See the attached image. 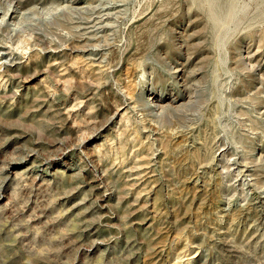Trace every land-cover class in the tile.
<instances>
[{
  "label": "rangeland",
  "instance_id": "374dc122",
  "mask_svg": "<svg viewBox=\"0 0 264 264\" xmlns=\"http://www.w3.org/2000/svg\"><path fill=\"white\" fill-rule=\"evenodd\" d=\"M13 2L36 16L0 20V264H264L241 177L264 181V0H220L219 21L207 0ZM177 58L193 102L153 118L150 88L183 89Z\"/></svg>",
  "mask_w": 264,
  "mask_h": 264
},
{
  "label": "bare ground",
  "instance_id": "6f19581e",
  "mask_svg": "<svg viewBox=\"0 0 264 264\" xmlns=\"http://www.w3.org/2000/svg\"><path fill=\"white\" fill-rule=\"evenodd\" d=\"M207 1L211 4L210 15L215 20L219 21V20H224L226 18L232 17L233 12H234V6L232 2L231 3L229 2L226 5H222L220 3V0H207ZM81 2L82 0H60V2L57 3L58 5H56L54 9L55 10L65 9L66 7H68L67 9H68V12L70 13L72 12V10L84 11L83 10L84 6L80 4ZM12 4L13 5H11V7H9L4 12L0 10V20L1 21L3 18H7L10 24H15L20 19H24V21L22 22L24 23L25 20L29 19L30 16H36L35 12L26 13L25 11H20L18 9L19 6L17 4H15L14 2ZM116 5H105V6H101L100 8L92 9L89 13V17L88 18L86 17L87 19L82 22V28H81L83 30L82 38L88 39V38L95 37V34L97 32L96 29L104 27L106 25V20L110 18V15L113 14L114 11L117 10ZM79 25H77L76 27L80 28ZM178 36L180 38H183L187 35L185 31L180 30L178 31ZM181 45L183 46L182 40H181ZM1 48L6 49V45H2ZM79 49L80 48H77L75 50L77 51ZM256 52H258L256 48L249 49L247 51V55L253 56ZM2 53L5 54L6 52H2ZM15 64H16V61L14 60L9 62V65L13 66ZM170 68L173 70L175 77L181 82V85H182L181 87H183V89L175 93L172 91L166 93L161 90L150 88L151 92L147 96L146 104L148 107L147 110L149 112V115L152 116L153 118L157 117L160 113L164 112L166 109L176 110L181 107H187L190 105V103L193 102L194 96L189 87V84H190L189 79L194 80L196 75L199 74V69L194 68L190 72H186L185 59L182 60L180 58L173 60L171 62ZM187 74H189V79L187 77L188 76ZM261 115L264 121V109L261 111ZM222 150L223 149H219V151L215 154L217 158L222 155ZM242 166L243 168L241 169V177L245 181V184L247 185L248 189L252 191L251 199L254 200V203H256V205L263 204L264 203V181L262 185L261 183L257 184L254 177L252 176V171H251L252 169L246 164H242Z\"/></svg>",
  "mask_w": 264,
  "mask_h": 264
}]
</instances>
